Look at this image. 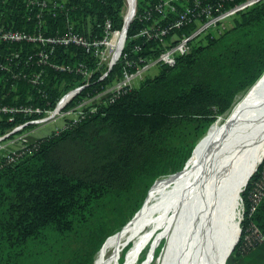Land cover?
<instances>
[{"label":"trees","instance_id":"16d2710c","mask_svg":"<svg viewBox=\"0 0 264 264\" xmlns=\"http://www.w3.org/2000/svg\"><path fill=\"white\" fill-rule=\"evenodd\" d=\"M57 1L62 7L49 11L22 0L0 2V26L45 35L76 31L90 37L103 33L106 20L113 29L122 27L124 0ZM216 1L227 8L240 0ZM157 2L137 0L136 14L142 16ZM160 16L155 12L149 19L134 18L124 47L130 65L124 64L122 56L107 78L97 83L96 72L94 83L71 105L111 85L123 71L134 72L153 61L195 26V21L185 23L161 39L134 36ZM176 16L166 12L160 25L171 26ZM54 55L59 64L94 65L92 57L73 44L58 46ZM155 65L157 73L146 71L137 85L113 102L103 101L97 111L76 122L66 119L67 127L39 137L13 161L0 160V264H93L107 237L142 205L153 180L181 169L214 112L224 113L264 73V0L196 36L185 52L175 56L173 65ZM21 66L23 73L12 87L0 71V107L45 109L81 82L75 71L37 62ZM34 72L40 73L36 84L29 81ZM25 118L0 112V133ZM251 188L248 184L241 193L242 234L226 264H264V240H253L250 246L244 239L252 228L264 237V195L251 211ZM163 245L154 249V256ZM148 248L138 263L146 258Z\"/></svg>","mask_w":264,"mask_h":264},{"label":"built area","instance_id":"2783aa9c","mask_svg":"<svg viewBox=\"0 0 264 264\" xmlns=\"http://www.w3.org/2000/svg\"><path fill=\"white\" fill-rule=\"evenodd\" d=\"M5 1L7 0H0V2ZM22 1L26 4H33L43 11L62 7V3L57 0ZM260 1L262 0H240L230 7L223 8L222 2L216 0H206V2L205 0H158L157 3L150 6L149 10L140 16L136 14L137 0H133L134 13L130 22L134 18L149 19L155 12L161 15L155 18L150 25L139 29L134 36H142L146 39H161L170 29H177L185 23L195 21V26L191 33L181 36L174 44L166 47L153 61L149 60L144 66L137 68L134 72L123 71L121 78L115 79L111 85L101 87V90L94 94L87 95L74 105H71V102L74 101L84 89L88 88L94 82L97 83L107 78L113 66L122 56L124 64L130 65L128 55L124 53L128 29V27L126 29L127 25L125 22L123 21L122 28L113 29L110 21L106 20L102 25L103 33L100 36L94 37L80 34L76 31H69L65 34L57 33L54 35H45L40 31L29 33L24 30L10 27L6 28L3 25L0 26V71L7 74L4 75L3 78L5 81L11 80V87L14 85L15 79L20 77L23 73V68H20L22 67L21 64L29 65L37 62L38 64L49 65L55 70L75 71L81 75V82L64 91L55 101L54 105L48 108L41 109L30 106L0 107V112L11 114L20 113L26 116L23 121L16 123L3 133H0V142L10 137L12 134L29 129L31 125L48 120L50 117H56V119L62 118V124L57 126L61 129L67 127L68 123L65 122L66 119L76 122L85 117L88 113L97 111L99 107L98 104H101L103 101L113 102L126 90L137 85L139 80L143 78L144 73L155 63L163 62L168 65H173L175 63V56L178 53L185 52L189 47L190 41L196 36L218 25L235 13L245 10ZM128 5L129 0H126L122 11L124 9L126 10ZM168 11L176 13L177 16L173 19L171 26L162 27L160 21ZM40 24L41 21L37 23V25ZM12 42H17L19 46L13 47L10 45ZM72 44L81 47L89 57H92L94 60V65L92 67L88 62H79L77 65L69 66L59 64L53 60L55 49L58 46L65 47ZM22 53H26V55L23 57ZM96 72H98L97 78L92 82L91 79ZM29 81L35 84L38 83L40 81V73L34 72ZM50 133L51 132L42 134L39 137L46 136ZM39 137L28 142L22 141L15 147H6V145H2L3 143L0 144V160L4 158L7 161H13L17 156L22 154L27 145L35 143ZM257 173L258 177L252 183V188L249 192L251 211L256 207L264 195V163L261 169H258ZM246 187H244V190ZM244 239L248 245L252 246L253 240L260 242L264 240V237L260 235L256 228H252L246 232Z\"/></svg>","mask_w":264,"mask_h":264},{"label":"bare ground","instance_id":"6f19581e","mask_svg":"<svg viewBox=\"0 0 264 264\" xmlns=\"http://www.w3.org/2000/svg\"><path fill=\"white\" fill-rule=\"evenodd\" d=\"M133 13L129 0L126 25ZM199 152L173 212L158 223L170 233L161 264H223L236 241L240 194L264 159V73L211 125Z\"/></svg>","mask_w":264,"mask_h":264},{"label":"rangeland","instance_id":"374dc122","mask_svg":"<svg viewBox=\"0 0 264 264\" xmlns=\"http://www.w3.org/2000/svg\"><path fill=\"white\" fill-rule=\"evenodd\" d=\"M125 2L126 0H124V3ZM125 11V9L122 11V17ZM87 21L88 23L90 22L89 18ZM87 29L90 31V23L88 24ZM157 71L158 67L153 65L149 68L147 73L152 75L157 73ZM214 113L213 121L205 133L197 140L195 151L184 166L171 174L158 175L153 180L144 194L142 205L129 220L122 224L119 231L107 237L102 247L95 252L93 264H161L170 233L169 224L167 222H164L162 225H158V223L169 217L173 212L185 187L187 174L193 160L197 157L196 155L200 153L199 151H201L205 141L209 137L211 125L224 114L216 111ZM61 119L62 118L56 119V117H50L44 122L31 125L29 129H26L23 132L10 135V137L1 141L0 144L3 143L2 145H6V147H15L22 141H31L42 134L59 129L57 126L62 124L63 121ZM258 169L259 168H257L252 177L249 178L250 180H248L247 184L252 185L257 179ZM242 191L244 192L245 190ZM242 199V194H240L239 206L236 209V221H238L240 237L243 229L242 222L245 211ZM238 228L236 237L238 235ZM162 242L164 245L160 253L157 256H154V249ZM148 246L149 251L151 250V247H153L152 257L150 258V252L148 251L146 258L141 261V263H138L140 255Z\"/></svg>","mask_w":264,"mask_h":264},{"label":"water","instance_id":"95a60500","mask_svg":"<svg viewBox=\"0 0 264 264\" xmlns=\"http://www.w3.org/2000/svg\"><path fill=\"white\" fill-rule=\"evenodd\" d=\"M129 24V23H128ZM128 24H127V26H126V29H127V27H128ZM187 162V161H186ZM185 162V163H186ZM263 162V160L261 161V163ZM261 163L259 164V166L261 165ZM258 166V167H259ZM247 185V184H246ZM246 187V186H245ZM239 238H240V230H239V228H238V237H237V239H236V241L231 245V247L229 248V250L226 252V254H225V257H224V261H223V264H226V260H227V258L229 257V255L231 254V252L233 251V249H234V247H235V245L237 244V242H238V240H239ZM153 246V245H152ZM150 252V258L152 257V254H153V247H151V250L149 251ZM191 254H193V253H191ZM190 254V255H191ZM191 260H193V255H191ZM193 264H195V262H192Z\"/></svg>","mask_w":264,"mask_h":264}]
</instances>
